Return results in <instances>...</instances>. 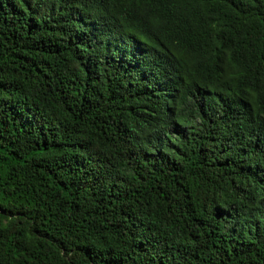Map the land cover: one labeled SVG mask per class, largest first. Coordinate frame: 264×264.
Masks as SVG:
<instances>
[{
  "label": "trees",
  "instance_id": "16d2710c",
  "mask_svg": "<svg viewBox=\"0 0 264 264\" xmlns=\"http://www.w3.org/2000/svg\"><path fill=\"white\" fill-rule=\"evenodd\" d=\"M0 264H264V0H0Z\"/></svg>",
  "mask_w": 264,
  "mask_h": 264
}]
</instances>
